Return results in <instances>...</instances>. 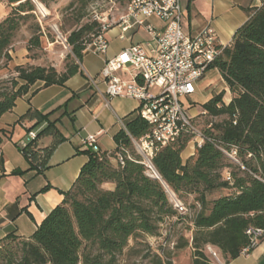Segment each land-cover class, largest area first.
Wrapping results in <instances>:
<instances>
[{
    "label": "trees",
    "instance_id": "obj_1",
    "mask_svg": "<svg viewBox=\"0 0 264 264\" xmlns=\"http://www.w3.org/2000/svg\"><path fill=\"white\" fill-rule=\"evenodd\" d=\"M0 1L8 8L7 16L0 21L2 61L9 59V48L22 22L34 17L36 3L48 6L56 0ZM92 1L71 0L68 8L79 5L83 10ZM260 2L257 8L244 9L248 20L211 67L219 72L231 100L225 105L221 92L201 106L209 119H218L206 123L203 133L209 141L195 147L183 164L181 153L190 138L179 136L155 154L152 164L159 179L150 177L133 141L149 135L151 127L136 116L113 137V151L86 152L87 162L72 187L62 193V202L30 239L10 234L2 240L0 264H117L119 256L128 250L130 239L157 236L166 220L182 219L168 192L180 203L184 196L194 195L191 207H200L191 220V264H217L205 251L209 247L229 262L264 240V0ZM99 28L97 22L85 24L68 36L70 62L62 74L52 68L16 67L23 84L11 93H0V117L10 112L15 101L35 83L42 82L43 87L63 85L78 74L83 52ZM29 43L38 45V39L32 38ZM8 137L7 130H0V146ZM232 150L237 163L227 155ZM107 185L111 188L105 189ZM219 191L227 194L207 200L209 194ZM187 245L184 241L178 247Z\"/></svg>",
    "mask_w": 264,
    "mask_h": 264
},
{
    "label": "crops",
    "instance_id": "obj_2",
    "mask_svg": "<svg viewBox=\"0 0 264 264\" xmlns=\"http://www.w3.org/2000/svg\"><path fill=\"white\" fill-rule=\"evenodd\" d=\"M180 3L184 32L195 36L211 26L223 49L230 46L235 32L248 20L244 9L261 6L260 0H180ZM7 14V6L0 2V21ZM148 22L158 29L164 27V23L154 17ZM105 38L108 42L105 54L85 49L78 74L63 85L43 87L42 82L35 83L28 93L15 101L10 112L0 117V121H5L0 130L9 132L8 139L0 146V245L10 234L30 239L43 219L62 202V193L72 187L87 162L88 150L82 143L85 136L99 133V152H111L116 147L113 137L122 129L119 122L125 126L137 116L136 100L104 95L105 84L100 71L106 59L132 45L149 42L150 37L141 28L122 34L121 28L114 25L105 33ZM115 75L130 79L129 72ZM199 86L208 89L199 101L200 107L221 92L226 105L231 100L217 69L211 68L198 84V90ZM203 112L201 109L200 113ZM44 115H48L47 119L42 118ZM197 115L196 111L191 112V116ZM29 130L37 136L45 131L35 141V148L46 155L41 159V170L33 167L18 150L19 141ZM193 154L190 143L181 153L182 163ZM45 187L48 189L42 191ZM220 264H264V240L251 251Z\"/></svg>",
    "mask_w": 264,
    "mask_h": 264
},
{
    "label": "built area",
    "instance_id": "obj_3",
    "mask_svg": "<svg viewBox=\"0 0 264 264\" xmlns=\"http://www.w3.org/2000/svg\"><path fill=\"white\" fill-rule=\"evenodd\" d=\"M152 17L163 22L164 27L158 29L149 23L148 20ZM182 19L180 0H131L126 13L116 25L121 28L122 34L141 28L148 34L150 41L132 45L117 56L106 59L100 71L105 84L104 95L109 98L136 100L137 116L150 125L151 133L133 141V145L141 158V164L154 175L153 157L179 136H189L188 145L191 143L193 149L201 146L204 141H209L194 122L197 116L206 115L207 112L195 117L188 115L189 105L185 106L182 99L196 93L198 84L224 49L211 26L205 27L195 36H189L184 32ZM111 27V24L102 22L86 50L105 54L108 49L105 33ZM117 72H129L130 79L117 77ZM90 81L96 88L93 79ZM223 103L226 105L224 101ZM98 135L99 133L83 138L82 143L87 150L99 152ZM36 139L37 134L29 130L19 141L18 150L24 158L36 165L37 170H41V159L46 155L35 148ZM34 154L37 155V160L34 159ZM227 155L235 160L236 152L232 150ZM118 162L120 165L124 164L122 157L118 158ZM173 202L179 211L184 210L174 196ZM208 251L216 263L220 264L217 252L210 247Z\"/></svg>",
    "mask_w": 264,
    "mask_h": 264
},
{
    "label": "rangeland",
    "instance_id": "obj_4",
    "mask_svg": "<svg viewBox=\"0 0 264 264\" xmlns=\"http://www.w3.org/2000/svg\"><path fill=\"white\" fill-rule=\"evenodd\" d=\"M33 1L36 3L35 0ZM0 2L7 6L4 1ZM70 2L71 0H56L48 6L36 3L34 17L23 21L14 35L9 48L11 51L8 53L9 59L0 61V93H11L23 84L17 78L16 67L27 70L35 67L47 70L52 68L58 74L64 73L66 65L70 62L68 56L71 55L70 46L67 43L68 36L81 26L93 22L116 25L119 18L126 13L130 0H94L83 10L79 5L68 8ZM81 14L84 16L80 17ZM32 38L38 39V45L29 43ZM207 92L208 89L199 86L197 94L182 99L185 106L189 105L188 115L194 111L201 114L199 101ZM208 121L216 123L218 119H209L208 115H199L194 119L202 132ZM4 123L5 121H0V128L5 126ZM231 161L237 163L236 159ZM146 174L155 177L150 170H146ZM104 188L108 189L111 186L107 185ZM224 194H227V191L211 193L207 196V200L212 201ZM168 196L173 200L171 192H168ZM194 198V195L183 197L181 206L184 210H178V213H182V219L166 220L160 226L157 236L142 235L135 240L130 239L128 250L119 256L117 264H158L157 258L162 264H191L193 253L191 220L200 208L199 206L197 209L191 207L194 204ZM184 241H188V245L179 248L178 246ZM205 251L209 252L207 249Z\"/></svg>",
    "mask_w": 264,
    "mask_h": 264
},
{
    "label": "water",
    "instance_id": "obj_5",
    "mask_svg": "<svg viewBox=\"0 0 264 264\" xmlns=\"http://www.w3.org/2000/svg\"><path fill=\"white\" fill-rule=\"evenodd\" d=\"M150 177H153V176H150ZM154 178L159 179V177H158L156 171H155V177H154Z\"/></svg>",
    "mask_w": 264,
    "mask_h": 264
}]
</instances>
